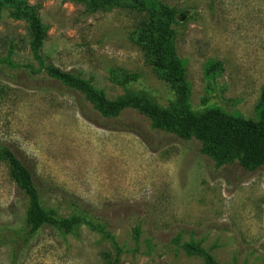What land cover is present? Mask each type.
Masks as SVG:
<instances>
[{
    "label": "rangeland",
    "instance_id": "rangeland-1",
    "mask_svg": "<svg viewBox=\"0 0 264 264\" xmlns=\"http://www.w3.org/2000/svg\"><path fill=\"white\" fill-rule=\"evenodd\" d=\"M18 1L37 9L47 32L34 50L12 0H0V147L32 171L42 206L62 218L99 215L122 249L118 264H207L206 256L264 264V167L218 163L199 141L155 131L135 109L102 121L85 94L44 70L69 72L107 101L125 95L114 71L139 73V85L167 105L170 88L134 40L145 14L126 5L92 10L86 0ZM159 1L178 13L175 45L191 108L254 119L264 86V0ZM211 62L222 67L213 77ZM28 209L0 159V228H22ZM105 251L115 255L111 240L86 225L72 233L47 226L26 246L0 245V264H105Z\"/></svg>",
    "mask_w": 264,
    "mask_h": 264
},
{
    "label": "trees",
    "instance_id": "trees-1",
    "mask_svg": "<svg viewBox=\"0 0 264 264\" xmlns=\"http://www.w3.org/2000/svg\"><path fill=\"white\" fill-rule=\"evenodd\" d=\"M16 1L12 0L16 10L15 16L25 21L30 45L34 50H38L44 44L47 29L35 7L24 1ZM86 1L92 10L126 5L138 13L145 14L144 20L137 26L134 40L143 50L146 64L170 88L172 98L167 105L161 106L139 85L141 75L125 70L114 71V78L125 90V95L115 101H107L87 82L69 72L47 65L44 70L50 79L85 94V100L92 104L96 117L102 121L113 122L126 110L135 109L153 120V130L165 131L183 141H199L203 145V152L218 163L236 161L247 171L264 167V86L256 105L254 119L244 118L239 113H228L217 106L196 112L189 104L190 85L186 80L184 63L176 52V32L173 25L179 20L177 11L159 0H151L149 5L145 0ZM221 68V63L211 62L207 74L213 77ZM12 76L9 75V78ZM132 85L138 88H130ZM87 118L92 122L96 120L91 115H87ZM0 159L7 162L12 181L29 201L24 226L18 230L0 228V245H10L13 249L26 246L42 227L49 226L63 233H72L80 226L86 225L91 230L105 235L113 244L115 255L108 251L102 253L105 264L119 263L122 249L99 223V215L82 211L69 218L59 217L42 206L32 171L13 151L6 146L0 147ZM206 260L207 264H215L210 256H206Z\"/></svg>",
    "mask_w": 264,
    "mask_h": 264
}]
</instances>
